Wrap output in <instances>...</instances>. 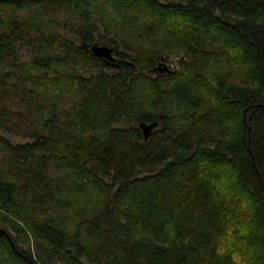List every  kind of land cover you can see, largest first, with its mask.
I'll return each instance as SVG.
<instances>
[{"label":"trees","instance_id":"trees-1","mask_svg":"<svg viewBox=\"0 0 264 264\" xmlns=\"http://www.w3.org/2000/svg\"><path fill=\"white\" fill-rule=\"evenodd\" d=\"M0 264H264V0H1Z\"/></svg>","mask_w":264,"mask_h":264},{"label":"water","instance_id":"water-1","mask_svg":"<svg viewBox=\"0 0 264 264\" xmlns=\"http://www.w3.org/2000/svg\"><path fill=\"white\" fill-rule=\"evenodd\" d=\"M1 1V0H0ZM90 50L96 54L99 57H102L104 59H106L109 63H111L113 66H119V62H117V58L115 56L116 51L115 48L107 46V45H100V44H94L90 47ZM169 67L167 65V63L165 62V58L162 57V60L159 63V66L157 67V69L161 70V71H165L167 70ZM159 125V121H155V122H151V123H145V122H141L140 123V129L142 130L144 137L146 140H148L150 138V135L152 133V131L158 127ZM252 162H253V167L256 169L257 165L254 162V158H252ZM258 174H261L260 171H258Z\"/></svg>","mask_w":264,"mask_h":264},{"label":"rangeland","instance_id":"rangeland-1","mask_svg":"<svg viewBox=\"0 0 264 264\" xmlns=\"http://www.w3.org/2000/svg\"><path fill=\"white\" fill-rule=\"evenodd\" d=\"M61 32L65 35V36H67V37H69V38H72V39H74L75 38V36L74 35H72L71 33H69L68 31H66V30H64L63 28L61 29ZM116 56V55H115ZM116 58H117V56H116ZM167 65H171V66H173V68H178V58H176L175 56H172L171 58H170V60L169 61H167ZM5 137H7L9 140H11L12 142H14V143H16V142H24V141H27V139H24V138H22L21 136H18V135H14V134H7V133H4L3 134Z\"/></svg>","mask_w":264,"mask_h":264}]
</instances>
